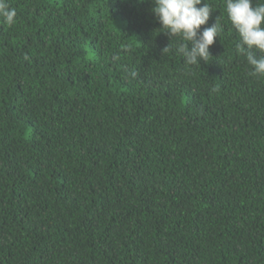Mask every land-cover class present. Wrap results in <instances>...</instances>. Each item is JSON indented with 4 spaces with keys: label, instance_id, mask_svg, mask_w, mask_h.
<instances>
[{
    "label": "trees",
    "instance_id": "1",
    "mask_svg": "<svg viewBox=\"0 0 264 264\" xmlns=\"http://www.w3.org/2000/svg\"><path fill=\"white\" fill-rule=\"evenodd\" d=\"M6 2L0 264H264V77L224 0L197 66L151 0Z\"/></svg>",
    "mask_w": 264,
    "mask_h": 264
},
{
    "label": "clouds",
    "instance_id": "2",
    "mask_svg": "<svg viewBox=\"0 0 264 264\" xmlns=\"http://www.w3.org/2000/svg\"><path fill=\"white\" fill-rule=\"evenodd\" d=\"M224 2L228 19L239 37L235 46L237 54L244 56L251 66L250 76L264 77V3L257 0L253 6V0ZM151 3L154 5L151 12L161 25L160 33L166 34L170 41L177 39L174 51L186 66L200 65L212 57L210 47L223 28L217 17L214 24L202 30L214 12L206 0H151ZM0 17L8 25L15 23L16 11L6 0H0Z\"/></svg>",
    "mask_w": 264,
    "mask_h": 264
}]
</instances>
